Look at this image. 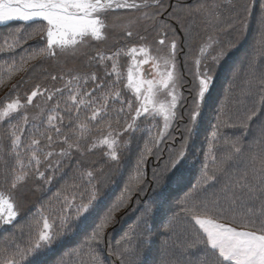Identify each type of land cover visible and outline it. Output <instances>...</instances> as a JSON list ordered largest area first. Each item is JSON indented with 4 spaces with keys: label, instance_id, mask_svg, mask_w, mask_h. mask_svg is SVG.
<instances>
[{
    "label": "snow or ice",
    "instance_id": "obj_1",
    "mask_svg": "<svg viewBox=\"0 0 264 264\" xmlns=\"http://www.w3.org/2000/svg\"><path fill=\"white\" fill-rule=\"evenodd\" d=\"M222 9H227L232 15L228 17L227 26L220 31L235 32L236 35L223 42L212 35L201 41L192 57L195 71L189 95L185 97L180 91L182 86L178 84L176 72L180 40L170 22L173 19L180 22L181 17L177 13L183 11L186 16L205 14L219 23ZM121 10L136 14L124 26L126 37L132 38L133 28L141 24L145 25V31L149 24L158 29L156 54H153V44L147 37L136 33L142 43L118 49L107 56L98 52L96 57L89 58L98 59L102 64L105 60L113 61L106 76L115 74V80L109 82L96 72L72 74L71 70L67 80L63 74L52 75L53 81H65L62 87L47 88L37 84L23 101L20 96L6 98L0 107V122L18 114L21 109L35 106L39 111L31 120L40 119L47 111L48 132L54 130L55 133L54 138L33 125L35 132L46 139L45 148L50 150L41 148V140L35 136L22 147L24 126L30 123L29 115L27 112L23 114L20 125L10 124L8 135L11 144L7 155L15 158L9 173L12 190L26 183L33 174L46 184H51L58 172L63 178L67 174L66 169L72 168L70 158L73 150L82 151L80 141L89 131L88 122L103 119L111 112L118 117L126 116L122 128L111 130L109 122L107 135L93 140L87 150L105 146L107 152L104 155L119 168L120 137L126 135L124 149L131 154L133 144L137 148L133 173L128 176L121 196L105 209L102 205L110 194L106 190L108 183L98 179L103 168L81 169L77 166L72 182L65 184L63 199L58 200L59 214L51 223L48 216L41 215L37 221L38 232L30 235L27 246L17 244L15 251H9L10 245H6L0 250V264H50L54 249L63 238L70 233H88L89 229L90 234L84 241L90 257L86 264H105L100 248L104 243V229L119 222L115 214L128 206L133 193L137 197L145 193L146 183L153 186V194L146 199H137L134 222L124 231L115 248L108 245L109 255L114 257L112 264H264V0H244L239 6L235 0H212L210 5L201 4L187 9H177L171 3L166 4L165 0H0V27L11 22L23 24V27L0 33L3 40L0 57L14 54L17 48L23 47L21 40L26 42L39 37L46 41L43 47L33 49L26 58L22 56L19 64L13 60L8 66V78L17 72H27L26 66L30 61L54 58L58 53L75 56L89 38L104 39L106 15ZM32 24L37 27L26 31ZM253 24L254 42L241 58L245 65L243 87L233 98L234 111L226 110L223 103L217 107L211 131L201 142L204 159L200 177L176 201L179 212L164 219L167 211L171 210L173 186H178L185 172L193 166L189 160L190 146L199 139L205 108L220 68L240 47ZM162 47L167 48L166 53H161ZM121 54L130 57L127 82L123 88L131 92L134 99L125 97L120 88L123 79L119 71ZM149 63L156 78L148 79L141 75L142 65ZM231 76L232 82L241 79L239 66L233 67ZM90 82L91 88L88 87ZM19 84H13L12 90ZM97 92L100 95H96ZM227 92L232 93L231 86ZM37 97L45 98V106L35 104ZM253 97H259V101L249 105L248 100ZM53 100L55 103L47 108V102ZM117 103L119 108L115 107ZM84 110H89L90 115L80 121V113ZM62 112L67 113L70 124L73 120L79 121L76 123L79 133L75 139L70 133L63 132L65 117ZM141 118L156 123L162 121L156 135L144 141L142 147L140 141L143 138L136 135ZM177 120L183 123L181 144L175 148L176 138L171 137L172 145L167 147L165 157V149L161 145ZM116 123L119 125L120 120L117 119ZM254 129L258 135L254 134ZM55 143L64 147L57 152L53 148ZM3 155L4 146L0 144V159ZM151 157L163 161V165H156L149 181L145 178L144 169ZM65 160H68L67 164ZM41 166H44V171H41ZM49 171L52 175H47ZM59 196L58 192L57 198ZM19 216L13 193L0 190V233L11 226L23 236L25 226L18 225ZM57 220L58 231L54 230ZM65 255L71 257L72 252L60 255L51 264H66ZM81 264L85 262L81 261Z\"/></svg>",
    "mask_w": 264,
    "mask_h": 264
},
{
    "label": "trees",
    "instance_id": "obj_2",
    "mask_svg": "<svg viewBox=\"0 0 264 264\" xmlns=\"http://www.w3.org/2000/svg\"><path fill=\"white\" fill-rule=\"evenodd\" d=\"M235 2L238 6L242 4L240 0H235ZM165 3L173 4L174 2H172V0H165ZM190 5L191 4L180 6L183 7L182 9H187L190 8ZM177 14H179V16L181 17V24L183 25L182 28L187 30L184 31L180 27V29H176L177 34L178 31L181 32L180 34H178L181 51V66L178 72V78L180 81H182V83L185 84L184 88H188V90L183 89L181 91L185 97H188L189 89L191 88L193 82V71L191 68L190 61L191 58L198 51V47L201 41L206 40L208 36L212 35L223 42L234 38L236 33L221 32L220 29H222V20L220 21V23H214L213 25H211L213 22L208 21L209 18H204L203 15L202 18H198L196 16H199L200 14H193L192 16H186L185 12H178ZM228 14L232 15V13L225 9L223 11L222 17ZM12 27L13 26H11L10 28ZM17 27H23V25H14V28H8L6 30L1 31L0 33H4L7 30H13ZM31 28L33 27L30 26L26 29V31H31L29 30ZM153 35L155 36V33ZM193 36H196V38H193ZM253 37L254 24L252 28L249 29L247 35L241 42L240 47L232 52V54L228 57V59L223 63L220 68L218 75L219 77L216 79L215 82L216 86L219 83L218 89L220 91L218 93H215V97L213 98V108L205 111V115L208 119V122L203 124L201 127L203 129V132H200V136L197 143L195 145L190 146L189 160L190 163H192V165L194 166L193 171L195 174V180L193 184H195L200 177V169L202 167L204 159L203 154L201 152V142H203L204 137L207 136L211 131V124L215 122V114L217 107H219L221 103H223L226 110L234 111L233 98L234 96H238L240 88L243 87L242 77L245 71V65L241 63V58L243 54L248 51L250 46L253 44ZM129 39H133V37ZM129 39L119 41V38L117 37L115 39V43L110 47V49L103 51H100V45L95 43L92 47H88L87 49H85L78 58L77 56H69L66 60L61 59L57 63H55L52 58L42 59L39 61H30V64L26 66L29 69L27 72H17L11 76V79H9L8 66L12 64L13 60H15L17 64H19L22 56L26 58L27 54H29L33 49L38 48L34 44L35 40H27L26 42L21 40L23 47L17 48L14 54H5L3 57H0V81H2V83H0V107L3 106V103L5 102L6 98L12 99L16 96H20L23 101L26 95L37 84H40L42 87L47 88H52L53 86L62 87L64 83L61 82V80L59 79H57L56 81L51 80V76H60L63 74L66 78H69L68 74L65 73L66 68L70 67L71 65L78 66L79 71L81 73L86 72L88 70H92V68L95 67L96 69L92 71L96 72L99 77L109 82L115 80V74H112L111 76H106V71H111L113 61L108 60L110 62V67L108 68V70L101 71L97 68L98 66H96V63H102L98 59L90 60L89 58L96 57L98 52L107 56L111 55L118 49H126V45L128 44ZM185 40H187V44L185 43ZM43 42L44 41L42 40L41 45L43 44ZM0 43H3L2 39H0ZM234 66H239L241 79H237L232 82L231 73ZM125 68V63L122 64L121 67L119 66V71L123 74V78H125ZM224 75H226L228 78L224 80V83H222L223 78L225 77ZM17 82H20L19 87L15 90H12V85L16 84ZM124 84L125 83L122 79L120 83V88L122 90L123 95L128 99H134V97L131 95V92L123 88ZM230 86L232 87V93L227 92V89H229ZM88 87H92L91 82L89 83ZM65 95H67V93H65ZM96 95H100V93L97 92ZM57 99H59V97H57ZM254 101L258 102L259 97L250 98L248 100L249 105H251V103H253ZM39 102L45 103V98L37 97L36 104ZM54 103L55 100L47 102V108H50ZM29 107H27L26 109H21L18 114H14L12 117L8 118V121L10 123L7 127H9L10 124H22V116L25 112H27V114H36L38 112L35 106L32 108V110L30 109L28 111ZM61 107H63V103L61 104ZM115 107L119 108V103L115 104ZM61 114L65 117V126L63 128V132L70 133L72 135V139H75L76 134L79 133V130L76 129V123H78L79 121L73 120V122L70 124L68 121L67 113L62 112ZM47 115L48 112L46 111L45 114L40 119H38L37 122L29 123L28 125L24 126L26 130L22 136V147L23 145L30 143V139L35 136L36 138L41 140L40 147L45 148V145L47 144L46 139L44 137L39 136V134L35 132L33 125L38 126L40 132L52 134L55 138L54 130L51 133L48 132L46 124ZM87 115H90L89 110L82 111L80 113V121H84V118ZM125 118V115H120L118 117L115 112H111L108 116H105L103 119H98L95 122H88L89 131L84 135V138L80 141L82 151L76 152L75 150H73V154L70 158L72 168L66 169L67 174L63 178H61L60 173L58 172L51 184H46L43 180H38L33 174L29 176L26 183L20 185L17 189L12 190L10 188L11 181L9 173L14 165L13 163L15 162V158L7 155L8 149L10 148V143L6 144V148L4 149V157L3 159H0V190H3L5 192L11 191L13 193V199L20 211V216L18 217L17 223L18 225H24L25 227L23 236H21L20 232L17 229L11 226L8 227L7 231L0 233V250L4 249L6 245H10L9 251H15L17 244H19L20 247H26L30 235H36L38 232L37 221L40 220L41 215L48 216L50 219V223L53 221V218L56 217L60 212V204L58 200L63 199V189L65 187V184L72 182L71 177L73 176L77 166H79L81 169H88L93 167H95L96 169H100L101 167L103 168V172L98 174V179L102 182L108 183L109 186L106 190L109 192L110 195L109 199L105 201L102 205V208L106 209L110 204L115 202L118 197L121 196V193L124 191V186L128 182V176L133 173V169L135 167V159L137 152L136 145L133 144V151L131 154H129L123 147V141L127 138V136L124 135L120 137V147L118 151L121 153V160L119 168H117V165H115L113 162L108 161L107 156L104 155V153L107 152L104 148L98 147L93 149L92 151H88L87 149L88 146L93 142V140H98L101 136L107 135L108 131L110 130L108 128L109 122H111V130H119L120 128H122ZM117 119L120 120L119 125L116 123ZM159 127H162L161 121L159 123H156L151 119H140L139 130L137 131L136 135L138 137L142 136L143 138L140 141L141 147L143 146L144 141L149 140L152 136L156 135ZM2 129L8 132L5 126H3ZM72 130H75V132H73ZM176 130L177 131L174 132L173 137L176 138L175 148L178 149L181 144V136L183 135L182 121H180L179 127L177 126ZM222 131L224 130L222 129ZM253 131L255 135H258V132L255 129ZM249 139L251 140L252 137L250 136ZM171 145V138L164 140L163 144L161 145V148L165 149V157L167 156V147ZM61 147H64V145H62L61 143H55L53 145V148H56L57 151H59ZM47 150L50 149L45 148V151ZM197 157H199V159H197ZM42 158L43 155L41 153V159ZM24 159L26 163L27 159L25 157ZM5 161L7 162L6 164ZM64 163L67 164L68 160H65ZM158 163L161 166L163 165V161H157L155 157H151L149 159V162L147 163L144 169L146 180H151L152 171ZM242 167L243 165H241V168ZM44 170V166H41V171ZM47 175H52L51 171H49ZM144 187L146 190L145 193L140 194L139 197H137V195L133 193L130 200L128 201V206L122 207L121 210L115 214V218L119 222L110 224L106 229H104V243L100 245V248L102 249V258L104 259L105 264H112L114 260V257L109 255L108 245L105 244L109 235L114 230L117 231L121 229V234L118 235L112 245L113 248H115L116 242L121 239L124 231L135 220V215H133V212L137 206V199H146L147 196H151L153 194L152 185L146 183ZM177 187L179 186L174 185L173 190ZM217 187H219V185ZM58 192L60 193L59 198H57ZM178 199L179 198H177V200ZM171 205L172 207H174L176 203H171ZM125 213H127V215H125ZM171 216L172 215H167L164 219H167ZM157 227H160L159 222L157 223ZM54 230H59L58 220L56 221ZM90 231L91 229H89L88 233L81 232L75 235L70 233L65 238H63L62 242L56 245L54 249V254L50 257V264L51 261H55L60 255L65 254L69 251L72 252V255L71 257L65 255L64 258L66 264H81V261H84L86 264V262L90 260V257L88 256L89 249L86 245H84V241L86 240L87 235L90 234ZM12 233H15V235L13 236ZM5 237L7 238L6 240Z\"/></svg>",
    "mask_w": 264,
    "mask_h": 264
},
{
    "label": "rangeland",
    "instance_id": "obj_3",
    "mask_svg": "<svg viewBox=\"0 0 264 264\" xmlns=\"http://www.w3.org/2000/svg\"><path fill=\"white\" fill-rule=\"evenodd\" d=\"M171 1V0H170ZM188 0H172V2H174L175 6L177 7V9H182L183 7L180 6L181 3L183 2H186ZM241 3H243V0H240ZM212 3V0H195V3L191 4L190 5V8H196L198 5H201V4H211ZM225 10V9H224ZM222 10V14H223V11ZM180 12H183V11H180ZM115 13H112V12H109L106 17H105V22L107 24V27L103 30L104 33H105V38L102 39V40H93L91 38L88 39V41L81 46V49L79 51V53L75 56H77V58L82 54V52L87 49L88 47H92L95 43L99 44L100 45V51H103V50H108L110 49V47L115 43V39L118 37L119 38V41L121 40H124V39H129L128 37H126L124 35V26L128 23V21L132 18V16L136 15L135 13H129L127 11H124V10H121L119 12H116V14L114 15ZM182 14V13H181ZM179 15V14H178ZM196 15V14H195ZM202 15L204 16V18L206 17L207 19L209 18L208 21L210 22H213L211 25H213L214 23H217L211 16H208V15H205V14H200L199 16L196 15L198 18H202ZM124 17V18H123ZM166 19V18H165ZM186 19H189V18H186ZM189 21V20H188ZM184 22V21H183ZM173 27H175L176 29H180L183 27V25L181 24V21L180 22H177L175 19H173L171 22ZM184 24V23H183ZM34 25L35 27H37L36 24H32L31 26L34 28ZM12 26V25H11ZM11 26H5V27H0V32L3 31V30H6L8 28H10ZM180 27V28H179ZM14 28V26L12 27ZM10 28V29H12ZM29 30H32L29 29ZM157 30L156 28H153L150 24L147 26V31H145V25L141 24L140 26L138 27H134L133 28V32H134V36H133V39H129V42L128 44L126 45V49L128 47H131V46H134V45H138L139 43H142L141 41H139V35H144L147 37V40L148 42L152 43L153 44V48H152V52L153 54H156L155 53V39H158L159 37H157ZM12 31V30H10ZM9 30L5 31L4 33H7V32H10ZM136 33H138L139 35H136ZM155 33V36L153 35ZM181 33V32H180ZM176 35H177V31H176ZM172 36V33L169 32V37ZM193 38H196V36H193ZM29 40H35V46H37L38 48L39 47H43L46 43V41L43 42V44L41 45V41L39 39V37L35 38V39H29ZM40 41V42H39ZM167 52V48H161V53H166ZM180 44H179V48L177 50V65H176V72H177V77H178V72H179V69H180V66H181V53H180ZM69 56H65L63 54H59L57 55V57H54L52 58V60L57 63L59 62L61 59H64L66 60ZM191 68H192V71L194 72L195 71V66H194V63H193V60L191 58ZM126 64V68H125V78H123V81L124 83L127 82L126 80V77H127V72H128V67H129V63H130V57L129 56H126V55H123L121 54L120 57H119V66L121 67L122 64ZM96 66H98L97 68L100 69L101 71L103 70H108V68L110 67V62L108 60H105L103 62V64H98L96 63ZM96 69L95 67L92 68V70ZM69 70L72 71V74H85V73H91L93 72L92 70H88L86 72H83L81 73L79 71V67L78 66H70L68 68H66V73L65 74H68ZM224 73V72H223ZM222 74V73H221ZM226 74V73H225ZM142 76L148 78V79H153V78H156L155 77V71L151 65V63L149 64H145V65H142V73H141ZM225 77L223 78V81L222 83H224V80H226L228 77L226 75H224ZM219 77V76H218ZM217 77V78H218ZM68 78L65 77V80H67ZM61 82H65L63 80H61ZM178 84H180L182 87L180 88V91H182L183 89L185 90H188V88H184L185 87V84L182 83V81H179L178 79ZM219 84V83H218ZM218 84L217 86H215L214 84V87L212 89V95L209 99V102H208V105L206 106L205 108V111L209 110L208 107L213 103V98L215 97V94L214 93H218L220 90L218 89ZM132 95V93H131ZM161 99H163V96H161ZM182 103V101H181ZM35 104H36V100H35ZM37 105H41V106H45V103L44 102H39L37 103ZM34 106H30L28 108V111ZM36 109L39 111V109L36 107ZM14 115V114H13ZM29 115V118H30V123H35L37 122L38 120H31V117L35 114H32V113H28ZM205 120H208L206 118V115L204 116V121ZM178 121V120H177ZM176 121V122H177ZM162 122V121H161ZM10 122L8 121V119H6V121L4 122H0V144H2L4 146V149L6 148V144L10 143L11 144V139L8 135L9 133V127L8 124ZM204 124V123H203ZM3 126L6 127V129L8 130V132L3 128ZM176 126V125H175ZM174 126V127H175ZM172 127L168 130V133L167 135L170 133ZM176 132V131H175ZM200 132H203V129L201 128ZM178 134V133H177ZM176 134V135H177ZM101 147H105V146H101ZM106 148V147H105ZM55 151L56 148H54ZM58 152V151H57ZM4 157V155H3ZM25 158L27 159V156H25ZM15 164V162L13 163ZM14 166V165H13Z\"/></svg>",
    "mask_w": 264,
    "mask_h": 264
},
{
    "label": "bare ground",
    "instance_id": "obj_4",
    "mask_svg": "<svg viewBox=\"0 0 264 264\" xmlns=\"http://www.w3.org/2000/svg\"><path fill=\"white\" fill-rule=\"evenodd\" d=\"M243 2H244V1H243ZM192 3L194 4V3H195V0H188V1H186V2H183L182 4H183V5H186V4H192ZM230 15H231V14L224 15V16L221 18V20H222V24H221L222 28L227 26L228 17H229ZM219 23H220V22H219Z\"/></svg>",
    "mask_w": 264,
    "mask_h": 264
}]
</instances>
